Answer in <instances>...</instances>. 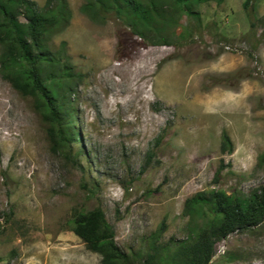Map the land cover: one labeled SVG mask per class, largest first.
<instances>
[{
  "label": "rangeland",
  "instance_id": "rangeland-1",
  "mask_svg": "<svg viewBox=\"0 0 264 264\" xmlns=\"http://www.w3.org/2000/svg\"><path fill=\"white\" fill-rule=\"evenodd\" d=\"M67 1L70 19L47 44L76 77L58 125L70 144L0 63V264H102L72 231L76 213L96 208L122 250L147 257L195 238L200 193L264 186V0L183 13L158 0L142 36L126 7L96 21L85 0ZM215 252L210 264H264V223Z\"/></svg>",
  "mask_w": 264,
  "mask_h": 264
},
{
  "label": "trees",
  "instance_id": "trees-1",
  "mask_svg": "<svg viewBox=\"0 0 264 264\" xmlns=\"http://www.w3.org/2000/svg\"><path fill=\"white\" fill-rule=\"evenodd\" d=\"M82 12L98 21L115 12L123 17L126 7L141 24L129 25L135 34L147 31L149 22L157 15L158 0H85ZM208 0H174L183 13L186 6ZM219 3L224 0H217ZM254 0H245L244 8ZM197 19V14L189 11ZM71 11L67 0H47L46 8H39L32 0H0V58L1 71L6 80L25 95H33L41 102L47 118L53 122L58 142L70 144L69 133L59 128L65 95L71 94L76 79L67 61L53 55L47 41L69 21ZM251 16V15H250ZM21 18L25 21L22 22ZM126 22V19H124ZM255 29L256 24L251 23ZM167 44V43H166ZM62 109V110H61ZM230 145L227 136L224 146ZM264 162V156L261 158ZM221 170L217 173L219 176ZM196 204L205 211L207 221L199 227L195 238L160 250L151 247L147 257L128 254L117 242L114 228L101 208L80 211L72 219V231L102 258V264H210L215 256V244L237 231L252 230L264 223V186L245 196L237 191L212 190L200 193ZM162 232L164 227L160 229Z\"/></svg>",
  "mask_w": 264,
  "mask_h": 264
}]
</instances>
